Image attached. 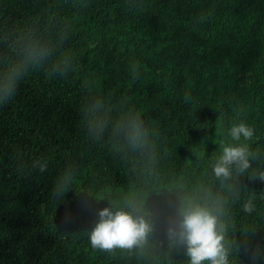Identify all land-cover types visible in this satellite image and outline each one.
<instances>
[{
	"label": "trees",
	"instance_id": "trees-1",
	"mask_svg": "<svg viewBox=\"0 0 264 264\" xmlns=\"http://www.w3.org/2000/svg\"><path fill=\"white\" fill-rule=\"evenodd\" d=\"M222 145L249 167L217 178ZM261 173L264 0H0V264H189L168 228L193 203L228 264H264ZM105 207L146 245L93 249Z\"/></svg>",
	"mask_w": 264,
	"mask_h": 264
},
{
	"label": "clouds",
	"instance_id": "clouds-1",
	"mask_svg": "<svg viewBox=\"0 0 264 264\" xmlns=\"http://www.w3.org/2000/svg\"><path fill=\"white\" fill-rule=\"evenodd\" d=\"M137 66L133 65L134 73ZM129 134L133 142L140 141L144 135L140 122L134 123ZM229 134L233 140L241 137L249 140L253 130L245 123L233 125ZM223 153L213 167L217 178L228 179L232 175L231 165L243 172L249 167V152L246 145H222ZM264 179V173L260 174ZM246 211L251 209L245 206ZM98 219L89 234V242L93 249L112 251L113 249L132 250L146 245L153 232V223L149 217L135 214V209L128 211L112 210L105 207L97 213ZM180 219L168 228L170 240L186 245L189 264H228L224 240L223 226L218 216L209 208L199 204H189L179 209Z\"/></svg>",
	"mask_w": 264,
	"mask_h": 264
}]
</instances>
